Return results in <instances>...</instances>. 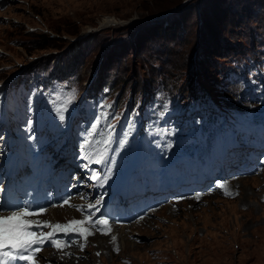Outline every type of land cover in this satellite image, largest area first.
<instances>
[{
    "label": "rangeland",
    "instance_id": "rangeland-1",
    "mask_svg": "<svg viewBox=\"0 0 264 264\" xmlns=\"http://www.w3.org/2000/svg\"><path fill=\"white\" fill-rule=\"evenodd\" d=\"M259 22L264 23V0H1L0 96L30 66L38 70L46 60L64 59L60 68L76 69L81 91L99 67L103 79L120 80L116 89L126 90L130 82L139 87L145 76L160 71L182 82L189 70L184 77L181 67L192 58L201 66L212 62L200 58V43L201 53L209 41L210 52L241 46ZM213 71L207 66L198 74L210 77ZM232 187L234 198L214 195L165 207L117 229L118 245L94 235L80 244L83 252L61 253L56 256L64 262L52 264H264V175ZM44 219L81 220L65 211Z\"/></svg>",
    "mask_w": 264,
    "mask_h": 264
},
{
    "label": "clouds",
    "instance_id": "clouds-1",
    "mask_svg": "<svg viewBox=\"0 0 264 264\" xmlns=\"http://www.w3.org/2000/svg\"><path fill=\"white\" fill-rule=\"evenodd\" d=\"M250 27V34L241 46L231 44L230 47H225V45L210 52L212 47L209 46L214 41H209L205 44L206 51L201 53L203 44L200 43L197 47V51L203 55H200V58L208 59L211 57L212 62L206 61L205 66H201L193 58L195 61H191V64L196 66L197 72L203 67H214V74L206 82L208 86L198 85L206 91L203 99L206 102L211 99L212 104L219 107L215 116L223 117V110L228 107L226 104L234 102L236 106H240L238 109H241L245 115L252 117V125L249 124L240 136L226 135L222 128H216L210 133L200 136L199 141L191 142L189 145L182 142L177 143L175 138L171 140L170 143L175 145L161 151L160 163L157 166L162 169V177L160 181H154L155 187L153 188L154 193H152V197L157 198V200L152 201L153 207L144 220L130 222L125 225L123 224L126 223L124 220L116 217V219L109 222L111 232L108 235L101 234L96 228V230H91L93 234L89 237L94 235L103 238L112 237L110 235L112 232L115 234L114 227L128 229L145 221L163 208L180 202L191 200L199 202L203 198H210L214 195L234 198L236 194L232 190L233 183L245 178H258L264 175V23L259 22ZM249 53L252 55L248 56ZM237 60L239 63H244L245 73L254 71L251 80L247 83L239 81L240 84H236L228 76L222 75L220 69L215 68V64L221 63L231 67L229 62H236ZM248 60H252L251 63H247ZM186 67H189V65ZM261 69H263V72L259 77ZM163 72L160 71L159 74L153 77L146 76L147 80L151 78L148 84L161 81ZM200 76L201 78L206 77ZM142 80L140 86L135 87V89H139L145 83L146 79ZM189 81L188 78L186 82ZM114 84L116 88L117 83ZM189 88L195 89L196 84L191 85ZM209 88H215V90L209 92ZM180 90L181 88L174 89L171 93L176 102L177 99L179 101L184 99ZM117 91L119 94L114 96L113 99H115L116 104L118 102L123 107L125 103L122 97L125 89H117ZM163 137L166 138L165 135ZM220 184L226 185L227 190L234 195H225L224 189L218 187ZM196 197H199V199H196ZM83 241L84 239L73 245L70 251L83 252L80 245Z\"/></svg>",
    "mask_w": 264,
    "mask_h": 264
},
{
    "label": "snow or ice",
    "instance_id": "snow-or-ice-1",
    "mask_svg": "<svg viewBox=\"0 0 264 264\" xmlns=\"http://www.w3.org/2000/svg\"><path fill=\"white\" fill-rule=\"evenodd\" d=\"M95 162L101 163L102 158L97 159ZM218 187L224 189L225 195H234L227 190L226 185L220 184ZM70 199L71 197L65 199L60 205H52V207H63L65 204H68L70 207H76L69 204ZM196 199H199V197H196ZM95 203L99 204L101 201L97 200ZM93 207V204L88 205V214L84 220L74 219L70 223L63 225L59 223L53 225L47 222L41 224L38 220L33 221L29 219L31 216L47 212V208L34 210L29 205H23L11 209L7 215L4 214V210H0V264H18L19 261H24L26 264H35V256L42 250L45 243H49L51 247H55L57 250L70 246L71 242L57 239V233H75L86 241L93 234L91 229L97 224H101L103 227L97 230L103 235H108L111 232L109 221L107 219H97L94 221L91 211ZM76 210L82 213L85 211V209L79 207ZM143 218V216L140 217V219ZM45 228L51 229V231L45 234L43 231Z\"/></svg>",
    "mask_w": 264,
    "mask_h": 264
},
{
    "label": "bare ground",
    "instance_id": "bare-ground-1",
    "mask_svg": "<svg viewBox=\"0 0 264 264\" xmlns=\"http://www.w3.org/2000/svg\"><path fill=\"white\" fill-rule=\"evenodd\" d=\"M59 211L60 212H63V211H65V212H67V213H72V212H74V211H71V210H69V209H67V208H65V207H59V208H56V209H51V215H53V214H55L56 212H58L59 213ZM75 213V212H74ZM77 215H74V217H76ZM117 229H123V227H114V231L116 232V230ZM110 236H112V239H113V237H115V239H113L114 240V242L116 243V245H118V234L116 233V234H114L113 232H112V234L110 235ZM98 246H100L99 245V243H98ZM44 255H46V257H47V260L50 262V264H52L51 262L52 261H57V262H64V261H59V259H57V257L56 256H54V255H49V254H44ZM47 261V262H48ZM47 262L45 263V264H47Z\"/></svg>",
    "mask_w": 264,
    "mask_h": 264
},
{
    "label": "trees",
    "instance_id": "trees-1",
    "mask_svg": "<svg viewBox=\"0 0 264 264\" xmlns=\"http://www.w3.org/2000/svg\"><path fill=\"white\" fill-rule=\"evenodd\" d=\"M39 48H42V47H39Z\"/></svg>",
    "mask_w": 264,
    "mask_h": 264
}]
</instances>
